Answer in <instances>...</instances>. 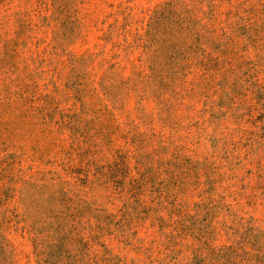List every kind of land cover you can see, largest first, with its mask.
<instances>
[{
  "label": "rangeland",
  "instance_id": "1",
  "mask_svg": "<svg viewBox=\"0 0 264 264\" xmlns=\"http://www.w3.org/2000/svg\"><path fill=\"white\" fill-rule=\"evenodd\" d=\"M0 264H264V0H0Z\"/></svg>",
  "mask_w": 264,
  "mask_h": 264
}]
</instances>
